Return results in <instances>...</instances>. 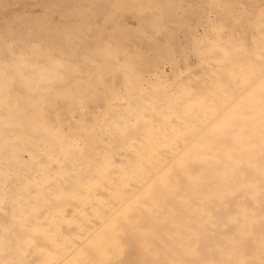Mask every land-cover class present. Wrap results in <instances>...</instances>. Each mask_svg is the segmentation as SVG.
Returning <instances> with one entry per match:
<instances>
[{"label": "clouds", "instance_id": "clouds-1", "mask_svg": "<svg viewBox=\"0 0 264 264\" xmlns=\"http://www.w3.org/2000/svg\"><path fill=\"white\" fill-rule=\"evenodd\" d=\"M0 217V264H264V0H0Z\"/></svg>", "mask_w": 264, "mask_h": 264}, {"label": "bare ground", "instance_id": "bare-ground-1", "mask_svg": "<svg viewBox=\"0 0 264 264\" xmlns=\"http://www.w3.org/2000/svg\"><path fill=\"white\" fill-rule=\"evenodd\" d=\"M252 93V89L250 88L249 91L245 94H250ZM244 95V94H243ZM250 104L252 105V109L250 110L249 114L248 115H253L254 114V109L255 108H258V105H259V97L256 96L255 94H252L251 97H250ZM227 119H230V117H227L225 120H222L220 122H218V124L216 125L217 127V133H223L224 131H226V128H225V125L227 123ZM210 212V214L212 216H215L217 217L218 219L219 218H222L224 213L222 212H217L216 210L212 209V208H209L208 210ZM229 211H232V209L230 208ZM99 222H97L98 224ZM38 257V256H37ZM38 259V258H37ZM128 259V262L129 264H132V262L134 261V253H130L127 257ZM36 262V261H35Z\"/></svg>", "mask_w": 264, "mask_h": 264}, {"label": "rangeland", "instance_id": "rangeland-1", "mask_svg": "<svg viewBox=\"0 0 264 264\" xmlns=\"http://www.w3.org/2000/svg\"><path fill=\"white\" fill-rule=\"evenodd\" d=\"M18 10V9H17ZM10 14V13H9ZM250 88L245 89V91L243 93H241V95H245ZM4 219L3 217H0V220ZM38 256V257H37ZM38 258V259H37ZM40 259L39 255H32L31 258L28 260V264H36V262ZM36 261V262H35Z\"/></svg>", "mask_w": 264, "mask_h": 264}]
</instances>
